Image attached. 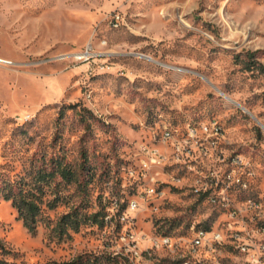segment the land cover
I'll return each instance as SVG.
<instances>
[{
  "label": "rangeland",
  "instance_id": "obj_1",
  "mask_svg": "<svg viewBox=\"0 0 264 264\" xmlns=\"http://www.w3.org/2000/svg\"><path fill=\"white\" fill-rule=\"evenodd\" d=\"M115 13L125 17L119 27ZM88 48L94 55L83 59ZM0 59V184L33 188L38 170L59 159L80 170L87 156L91 169L40 184L36 233L0 193V239L14 251L0 258L128 264L116 254L125 231L219 226L220 212L194 195L186 161L129 174L144 170L140 144L166 150L155 137L163 129L185 135L187 124L215 119L221 147L250 163L247 197L264 200V0H0ZM230 192L239 197L238 185ZM131 202L142 210L121 219ZM76 210L107 218L61 226ZM138 250V264L160 263L150 246Z\"/></svg>",
  "mask_w": 264,
  "mask_h": 264
},
{
  "label": "built area",
  "instance_id": "obj_2",
  "mask_svg": "<svg viewBox=\"0 0 264 264\" xmlns=\"http://www.w3.org/2000/svg\"><path fill=\"white\" fill-rule=\"evenodd\" d=\"M115 20H125V17L115 13L112 22ZM86 53L88 56L83 59H90L94 55L90 48ZM155 137L166 141V150L150 149L149 143L140 144L139 157L140 161H144V170L131 168L129 174L134 178L148 176L152 168L158 167V163L186 161L195 169L191 187L198 202L213 210L214 205H224V212L217 213L222 222L210 231L197 230L195 223L188 233L181 236L146 233L143 230L125 231L120 237L124 245L116 254H121L128 264H138L143 258L134 256V249L150 246L160 254V264H165L167 259L178 260L181 243H189V258L194 264H227L229 260H238L242 264L237 257V248H246V253L250 255L249 264H264V200L259 197L252 201L236 200V193L230 192V185L250 188V163L246 157H236V151L221 147V140H225L224 130L217 128L215 119L213 123L201 126L187 124L185 135L163 129ZM144 192L152 197L157 191L144 189ZM143 205L131 202L126 211L120 212L118 209L121 219L129 218L127 213H138ZM232 223H240L241 231L232 232ZM218 229H225V236H218Z\"/></svg>",
  "mask_w": 264,
  "mask_h": 264
},
{
  "label": "trees",
  "instance_id": "obj_3",
  "mask_svg": "<svg viewBox=\"0 0 264 264\" xmlns=\"http://www.w3.org/2000/svg\"><path fill=\"white\" fill-rule=\"evenodd\" d=\"M264 70V65H259ZM251 69V68H250ZM88 158L84 156L83 164L80 170L74 169L72 166L65 164L61 159L57 160L51 170L45 168L39 169L36 175V185L33 188H29V184L24 180H4L0 184V193L3 194L6 200L12 201L14 207L19 212V217L23 220L24 225L32 232L36 233L39 216L42 210L41 199V187L40 184L48 182L60 176L64 181L70 183L75 180H79L78 176L81 174L86 178L87 174H91V169L87 166ZM81 175V176H82ZM102 216L104 222L105 213L100 212L87 217L80 213L79 210L70 212L63 216L61 219V226L64 228L71 227L74 230H79L81 224L89 219H93L95 222H99V218ZM107 217V216H106ZM14 254L7 244L0 239V255ZM0 264H15L5 258H0ZM61 264H103L100 258H96L93 261H84L82 258H77L71 261H66Z\"/></svg>",
  "mask_w": 264,
  "mask_h": 264
},
{
  "label": "bare ground",
  "instance_id": "obj_4",
  "mask_svg": "<svg viewBox=\"0 0 264 264\" xmlns=\"http://www.w3.org/2000/svg\"><path fill=\"white\" fill-rule=\"evenodd\" d=\"M113 23H114L115 27H119L121 20H115V21H113ZM235 104L242 107L247 112H249L242 105H239L237 103H235ZM218 123L215 122V124L217 125V128L219 130H221ZM209 124H211V123H209ZM189 126H191V125L189 124ZM192 126H194V125L192 124ZM239 157H242V156H239ZM238 188H239L238 193H240V195H239V197L236 198V200H241V201H252V200H254V198H252V197H247L246 192H247L249 187H244L243 185H238ZM241 193H242V195H241ZM214 208L217 209L220 213L224 212V205H214ZM213 228H217V227H212V226L207 227V226L202 225L200 227H197V230L210 231ZM240 231H241V224L240 223H232V232H240ZM218 236H225V229H218ZM190 252H191V245H189V243H181L180 255L178 256V260L167 259V263H165V264H194V261H192L189 258ZM134 255L142 257L143 251H140L138 249H134ZM237 257H238V259H241L242 264H249L250 263V255H249V253H246V248H237ZM154 264H160V263H154ZM227 264H240V261L229 260V262H227Z\"/></svg>",
  "mask_w": 264,
  "mask_h": 264
},
{
  "label": "water",
  "instance_id": "obj_5",
  "mask_svg": "<svg viewBox=\"0 0 264 264\" xmlns=\"http://www.w3.org/2000/svg\"><path fill=\"white\" fill-rule=\"evenodd\" d=\"M259 121V120H258ZM259 123H261V122H259ZM261 125H263L262 123H261ZM264 127V126H263Z\"/></svg>",
  "mask_w": 264,
  "mask_h": 264
}]
</instances>
